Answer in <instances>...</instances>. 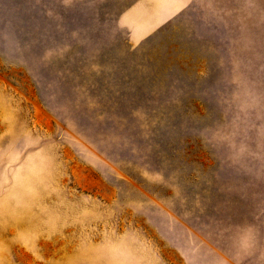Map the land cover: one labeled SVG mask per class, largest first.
<instances>
[{"label": "rangeland", "instance_id": "374dc122", "mask_svg": "<svg viewBox=\"0 0 264 264\" xmlns=\"http://www.w3.org/2000/svg\"><path fill=\"white\" fill-rule=\"evenodd\" d=\"M0 264H264V0H0Z\"/></svg>", "mask_w": 264, "mask_h": 264}, {"label": "crops", "instance_id": "0c3cea01", "mask_svg": "<svg viewBox=\"0 0 264 264\" xmlns=\"http://www.w3.org/2000/svg\"><path fill=\"white\" fill-rule=\"evenodd\" d=\"M119 41V40H118Z\"/></svg>", "mask_w": 264, "mask_h": 264}]
</instances>
